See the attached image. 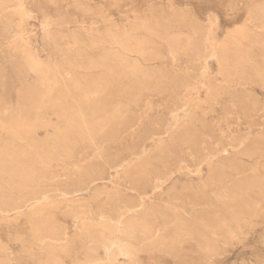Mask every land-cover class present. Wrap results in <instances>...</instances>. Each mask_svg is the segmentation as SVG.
Here are the masks:
<instances>
[{"label": "rangeland", "instance_id": "1", "mask_svg": "<svg viewBox=\"0 0 264 264\" xmlns=\"http://www.w3.org/2000/svg\"><path fill=\"white\" fill-rule=\"evenodd\" d=\"M81 1L83 0H24L27 11L19 25L13 23L6 26V20L0 19V115L4 116H0V119L6 117L5 121H9L11 114L19 117L27 115L30 102L22 94L26 87H31V83L32 86L38 84L37 74L24 68L21 54L13 51L11 44L14 41H22L41 63L49 65L52 75L59 80L75 76L79 82L84 83L89 79L103 78V75L106 77L105 69L96 67L88 70L84 66L71 68L68 65L70 60L109 59V52L124 53L119 45L109 46L103 42L105 31L109 27L121 36L141 37L144 32L129 28L134 18L163 21L167 13H170V8L186 10L185 15H191L196 21L198 33L189 27H177L173 32L179 35L182 43L192 38L197 46H202L207 38L213 36L222 41L230 29L244 22V12L248 7L264 0H88L93 9L90 13H82L78 8ZM151 40L150 49L157 57L142 60L135 52L126 54L131 59L139 60L148 69L167 74L168 81L158 89L146 91L139 102L128 103V112L131 113H127L123 122L118 123L115 128L101 134L94 145L81 143L74 146L69 142V146L73 148L72 156L69 159H59L60 161L52 159L51 164L43 167L42 176L37 178L32 188H21L17 180L14 184L1 188V202L7 201V205L11 206L18 204L26 196H37L47 191L57 205L50 212L51 218L71 230L72 217L63 216L61 212L65 207L71 208L77 203L64 198L60 193L68 191L72 195L77 193L75 189L88 186L87 190L81 192L79 203L90 208L87 216L91 215L94 222H100V212L118 217V210H125L126 206L144 200L152 210L150 217L157 223L156 228L165 237V245L155 249L146 245L140 234H136L131 240H125L97 227V231L101 233L97 232L98 239L102 240H98L99 242L123 245L131 243L136 248L137 253H134L132 260L121 259V264H264V212L252 226L240 228L247 234L237 239L221 241L219 254H215L210 262L205 261L192 238L174 236L171 215L176 206L182 204L185 217L199 224L198 217L205 210H216L221 203L210 188H203L199 193L190 190L193 198L196 195L201 198L192 204H185L180 196L191 183L203 187L208 173L207 163H201L202 178L188 173L185 164H181V168L176 167L178 170H174L170 179L163 181L158 190L153 188L155 176H162L173 162L179 160L180 153L189 163L194 164L200 160L197 159V152L204 151L205 147L212 151L223 150L213 158L219 161L241 158L252 167L264 164V151L252 157H241L236 153L242 147L239 143L244 136L251 142L264 137V86L256 81L242 84L221 75L215 58L211 55L195 58L190 48L172 50L164 36H152ZM251 51L254 63L264 65V53L258 48ZM208 86L217 88L209 98ZM111 87L97 97V102L105 109H110L121 101L117 89ZM184 102L189 105L193 116L191 120L184 119L181 127L190 122L197 127L198 143L194 148L171 145V139L164 132L174 114L183 117L179 106ZM44 106L40 116L41 122L45 124L40 123L34 129V141L26 143V150L39 151L46 142L45 138L47 140L54 135L55 127L63 124L59 117V103L47 106L48 108ZM9 132V127L2 129L0 125V145L14 144V138ZM182 133L187 135L185 130ZM164 137L168 148L161 155L155 141ZM143 146L149 152L144 157V162L132 164L131 170L126 174L120 170L117 176H109L111 167L123 159L137 155ZM161 156L163 163L159 161ZM136 171L143 172L144 178H133ZM3 186L4 180L1 178V187ZM13 212L14 210H10L8 213ZM164 215L170 216L164 218ZM198 226L201 228L200 224ZM26 233L27 224L23 216L17 219H0V244L7 247L11 257L0 264H30L20 248ZM71 260L67 259L66 264ZM79 261L76 264H97L93 261Z\"/></svg>", "mask_w": 264, "mask_h": 264}, {"label": "bare ground", "instance_id": "2", "mask_svg": "<svg viewBox=\"0 0 264 264\" xmlns=\"http://www.w3.org/2000/svg\"><path fill=\"white\" fill-rule=\"evenodd\" d=\"M78 8L82 13H90L93 10L88 0L79 2ZM168 10L170 13H167L163 21L134 18L129 28L133 31L144 32L145 34L141 37L121 36L111 27L110 29L106 27L108 30L105 31L103 42L108 43L109 46L119 45L124 53L109 52V59L70 60L68 65L71 68L84 66L88 70L96 67L105 69L106 77L103 75V78L89 79L84 83L79 82L75 76L67 80H59L52 75L53 72L49 65L41 63L22 41L12 42L13 51L22 56V66L37 74L38 84L32 86L31 83V87H26V91L22 94L30 102L27 115L23 113L25 116L19 117L11 114L9 121H5L6 117L0 119L2 129L9 127V133L15 141L13 145H0V219L12 217L17 219L23 216L27 224V233L20 248L28 263L66 264L67 259H72L71 264H76L79 260L93 261L97 264H121V259L132 260L136 248L131 246V243L125 245L114 242L101 243L99 241L102 240L98 239L100 232L97 231V227H102L125 240H131L136 234H140L143 242L151 248H161L165 245V237L160 233V229L156 228L155 220L150 217L152 210L146 206L144 200L126 206L125 210H118V213L120 212L118 217L100 212V222L96 223L91 215V217L87 216L90 208L79 203L82 197L81 192L87 190L88 186L75 189L77 193L72 195L68 191H63L60 193L61 196L77 203L71 208L68 206L69 208L65 207V210H60L63 216L72 217L73 228L71 230H67L61 223L51 218L50 212L56 209L57 205L47 191L32 197L24 195L26 197H22L21 202L11 204V206L7 205V201L1 202V188L4 189L14 184L16 180L21 188H32L37 178L42 176L43 167L52 159L60 161L59 159H69L72 156L73 148L69 146V142H72L74 146L81 143L94 145L101 134L123 122L127 113L130 112H128V103L139 102L138 100L146 91L158 89L168 81L167 74L144 67L139 60L131 59L126 53L135 52L142 60L151 59L157 55L150 49L151 37L164 36L172 50L190 48L195 58L203 55L214 57L221 75L235 79L242 84L256 81L264 86V65L254 63L251 51L253 48H258L264 53V1L248 7L244 12V22L230 29L222 41L213 36L207 38L202 46H197L192 38L182 43L179 35L173 32V29L177 27H189L198 33L199 28L194 18L191 15L186 16V10L173 8ZM26 11L24 0H0V19L6 20V26L13 23L19 25ZM110 86L117 89V95L121 101L116 102L110 109H105L97 102V97L105 93ZM216 89L208 86L207 98ZM58 103L60 105L59 117L63 121L61 127L55 125L54 135L47 140L45 138L46 142L43 139L45 143L39 151L26 150V143L34 141V129H37L40 123L43 124L40 116L42 107L44 105V107H50ZM179 107L183 117L174 114L164 132L171 139V145L194 148L198 143L197 127L191 122L181 127L182 121L186 118L191 120L193 113L187 102ZM0 116L4 118L3 114ZM183 130L187 132V135H183ZM155 142L161 155L166 153L168 145L165 137L158 138ZM239 144H242V147L237 149L236 153H239L241 157H252L264 151V137L251 142L244 136ZM147 149L143 146L137 155L123 159L119 164L111 167L109 176H117L120 170L124 173L130 171L132 164L144 162V157L149 154ZM221 152L224 151L220 149L212 151L205 147L204 151L197 152V159L200 160L194 164L189 163L180 153L178 161L173 162L162 176L157 175L153 179V188L158 190L163 181L170 179L176 167L181 168V164H185L188 173L197 178H202L201 163L208 164V173L203 187L195 186L190 182L191 185L180 196L185 204H192L201 198L200 195L193 198L190 190L193 189L199 193L203 191V188H210L221 201L218 209L208 208L198 217L201 228L199 224L185 217L186 213L182 204L176 206L171 215L174 236L192 238L206 262H210L215 254H219L221 241L237 239L247 234L240 228L252 226L264 212V164L252 167L241 158L221 161L213 159ZM160 158V163H163V157ZM144 175L143 172L136 171L133 178H144ZM1 178L4 180L3 187H1ZM10 210L14 212L8 213ZM164 216L168 218L170 215ZM9 258L11 257L7 252V247L0 244V262Z\"/></svg>", "mask_w": 264, "mask_h": 264}]
</instances>
